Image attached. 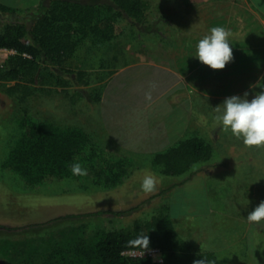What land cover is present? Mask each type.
Listing matches in <instances>:
<instances>
[{
	"label": "crops",
	"instance_id": "obj_1",
	"mask_svg": "<svg viewBox=\"0 0 264 264\" xmlns=\"http://www.w3.org/2000/svg\"><path fill=\"white\" fill-rule=\"evenodd\" d=\"M162 1L165 26L157 31L162 40L147 58L119 67L103 83L94 102L100 128H93L90 138L95 143L99 138L97 144L108 154L132 162L127 183L120 188L141 172L180 179L164 192L156 187L154 195L170 196L177 186L203 180L204 213L192 211L181 217L180 236L200 251L214 252L217 264H264V221H246L264 201V145L245 146L213 120L214 108L225 98L248 92L250 100L264 77V0ZM39 2L44 1L24 9ZM212 27L231 31L234 59L222 70H213L194 56L196 45ZM153 83L156 88L148 102L143 93ZM193 137L211 146L209 159L176 175L163 174L153 164L156 155ZM133 184L127 188H141V182ZM199 216L204 233L194 219ZM187 217L195 221V237Z\"/></svg>",
	"mask_w": 264,
	"mask_h": 264
},
{
	"label": "trees",
	"instance_id": "obj_2",
	"mask_svg": "<svg viewBox=\"0 0 264 264\" xmlns=\"http://www.w3.org/2000/svg\"><path fill=\"white\" fill-rule=\"evenodd\" d=\"M151 7L148 0H52L31 15L32 20L27 24L16 16L15 10L0 5V13L14 18L0 22V47L18 52L0 66V83H13L5 91L21 101L33 94L35 86L61 89L89 86L91 73L82 67L71 68L72 58L87 44L90 50L110 41L121 20L132 26L144 24ZM102 87H98L99 93ZM20 126L22 134L10 147L1 166L27 185L54 179L90 181L95 187L112 189L131 174L133 164L128 158L108 154L81 128L25 118ZM211 154L210 145L193 137L156 155L153 164L163 174L176 175L209 159ZM73 162H79L88 174L73 176L70 170ZM87 228L83 223L70 227L61 238L30 242L24 252L15 255L18 260L14 264H194L200 260L202 264H217L214 252L200 251L178 234L169 205L161 206L149 218L135 219L123 229L91 231ZM141 234L148 236L147 249L161 251L159 261L125 254L131 250H146L128 244Z\"/></svg>",
	"mask_w": 264,
	"mask_h": 264
},
{
	"label": "rangeland",
	"instance_id": "obj_3",
	"mask_svg": "<svg viewBox=\"0 0 264 264\" xmlns=\"http://www.w3.org/2000/svg\"><path fill=\"white\" fill-rule=\"evenodd\" d=\"M35 1L0 0V5L16 7L17 9H13L16 16H20L22 21L29 24L31 15L52 0L48 3L43 0L44 2H39L36 7L27 11ZM148 1L152 7L144 24L132 26L128 21L121 20L116 25L110 41L90 50L87 49L90 48L87 44L85 49L72 58L71 68L82 67L91 73V83L88 87L61 89L56 86H35L33 94L21 101L17 96L5 91V88L13 83H0V264H14L18 260L15 255L24 252L30 242H39V239L49 237L61 238L70 227L83 223L91 231L123 229L135 219L149 218L161 206L169 205L170 216L180 235L181 217L192 211L199 215L204 213L201 197H205V189L201 179L188 186H177L169 196L163 192L178 185L180 179L157 178L156 187L163 192L155 195V191L142 193L141 188H127L134 185L133 183L142 182V177L149 174L147 172H141L127 187L121 188L117 186L103 189L95 187L90 181L54 179L30 186L11 170L1 166L10 147L22 134L20 123L24 118L46 121L60 127L81 128L92 137L91 130L100 128L94 99L99 93L98 87L109 78L108 73L115 72L130 62L147 58L150 49L162 40V34H157V31L165 26L164 3L162 0ZM11 19H14L12 15L0 13L2 24L12 21ZM257 86H264V77ZM261 90L256 87L253 97ZM98 139H95L96 144L100 142ZM127 179L124 182L127 183ZM97 212L104 213L89 215ZM115 212L123 213L116 215ZM194 219L204 233L201 217ZM194 219L187 217L184 220L194 225L192 234L195 237Z\"/></svg>",
	"mask_w": 264,
	"mask_h": 264
},
{
	"label": "clouds",
	"instance_id": "obj_4",
	"mask_svg": "<svg viewBox=\"0 0 264 264\" xmlns=\"http://www.w3.org/2000/svg\"><path fill=\"white\" fill-rule=\"evenodd\" d=\"M231 31L224 27H212L210 34L205 35L196 45L195 57L204 65L210 66L213 70H222L226 64L231 62L233 57L230 47L229 37ZM262 90L257 92L249 100L248 92L243 97L233 95L224 99L222 104L214 108L216 115L213 117L214 123L222 127L225 132H231L237 139H242L245 146L264 145V86H257ZM156 85L150 84L149 90L143 93L144 99L151 102L152 92ZM73 176H86L88 171L79 162L70 165ZM158 179L155 174H147L141 182V189L145 193L156 190ZM249 224H260L264 221V201H261L246 218ZM129 245H139L144 249L149 246L147 235H139L134 240L128 242ZM194 264H202L195 261Z\"/></svg>",
	"mask_w": 264,
	"mask_h": 264
},
{
	"label": "built area",
	"instance_id": "obj_5",
	"mask_svg": "<svg viewBox=\"0 0 264 264\" xmlns=\"http://www.w3.org/2000/svg\"><path fill=\"white\" fill-rule=\"evenodd\" d=\"M18 52L16 49L0 47V66H2L11 56L16 55ZM27 57V54H23ZM126 255H130L132 257H150L153 261H159L161 259V251L157 248H150L146 250H131L125 253Z\"/></svg>",
	"mask_w": 264,
	"mask_h": 264
}]
</instances>
